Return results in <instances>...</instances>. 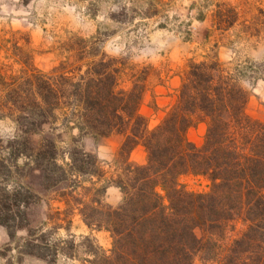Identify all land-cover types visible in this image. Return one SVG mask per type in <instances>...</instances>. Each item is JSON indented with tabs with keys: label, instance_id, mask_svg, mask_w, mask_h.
Masks as SVG:
<instances>
[{
	"label": "trees",
	"instance_id": "16d2710c",
	"mask_svg": "<svg viewBox=\"0 0 264 264\" xmlns=\"http://www.w3.org/2000/svg\"><path fill=\"white\" fill-rule=\"evenodd\" d=\"M95 39L64 45L65 61L48 73L0 78V120L14 124L12 136L0 137V227L9 240L26 230L23 255L70 257L59 242L47 243L42 229H31L26 214L41 194L67 184L65 203L78 206L90 232L111 240L105 252L84 237V264H264V122L246 114L242 86L249 78L264 81V62L234 73L216 60L191 62L175 104L149 130L139 111L146 72L107 55ZM60 119L64 147L55 127ZM201 123L196 146L187 132ZM112 135L124 140L105 178L81 143ZM137 147L145 153L142 164L130 161ZM30 171L40 174L39 194L24 179ZM184 175L205 179L208 191H186L179 185ZM110 186L121 194L116 207L104 203ZM64 244L74 252L73 239Z\"/></svg>",
	"mask_w": 264,
	"mask_h": 264
},
{
	"label": "rangeland",
	"instance_id": "374dc122",
	"mask_svg": "<svg viewBox=\"0 0 264 264\" xmlns=\"http://www.w3.org/2000/svg\"><path fill=\"white\" fill-rule=\"evenodd\" d=\"M93 37L107 55L126 59L129 67L146 72L139 111L151 130L175 104L191 62L216 60L233 73L264 62V0H0V78L9 81L34 70L48 73L65 61L64 45ZM242 86L248 93L246 114L264 122V81L249 78ZM4 96L0 85V103ZM60 121L55 127L62 134L64 147L68 134L61 131ZM204 131L205 125L198 124L188 130L187 138L200 146ZM13 134V122L0 120V137ZM115 136L99 140L85 137L81 143L101 162L105 178L116 169L117 152L111 158L117 145ZM143 159L141 149L130 155L134 164ZM24 179L40 193L37 171H30ZM179 185L192 193L208 191V182L201 177L181 176ZM66 191L67 184H61L47 195L41 194L26 214L31 229H42L47 243L59 242L71 256L51 258L50 251L49 258L41 260L23 255L21 246L27 232L20 230L13 242L0 244V264H84L89 256L82 241L87 236L101 250L110 249L109 235L90 232L81 221L78 206L65 203L61 195ZM120 201L119 190L108 187L104 203L116 207ZM240 229L241 224L236 223V232ZM196 234L199 236L198 231ZM69 239L76 246L74 252L64 244ZM194 264L216 263L196 260Z\"/></svg>",
	"mask_w": 264,
	"mask_h": 264
},
{
	"label": "crops",
	"instance_id": "0c3cea01",
	"mask_svg": "<svg viewBox=\"0 0 264 264\" xmlns=\"http://www.w3.org/2000/svg\"><path fill=\"white\" fill-rule=\"evenodd\" d=\"M116 137V139L115 140H117V145L115 146V148L112 150V152H111V158H113L114 157V155H115V153L118 151V149L120 148V146H121V144H122V142H123V140H124V137L123 136H121V135H117V136H115ZM92 139V138H91ZM93 140V139H92ZM142 150L143 151V149L141 148V147H137L134 151H137V150ZM133 151V152H134ZM132 152V153H133ZM144 152V151H143ZM90 153H92L93 154V152H90ZM132 153H131V155H132ZM144 159H145V153H144ZM144 159H143V162H144ZM142 162V163H143ZM142 163H140V164H142ZM9 240V238H8V236H7V234H6V232H5V230L2 228V227H0V244L1 243H6L7 241ZM0 258H1V254H0Z\"/></svg>",
	"mask_w": 264,
	"mask_h": 264
}]
</instances>
